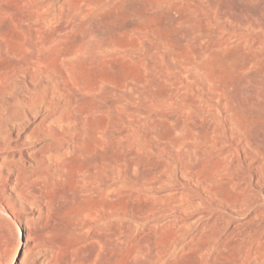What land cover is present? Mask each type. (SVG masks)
<instances>
[{"label":"rangeland","instance_id":"rangeland-1","mask_svg":"<svg viewBox=\"0 0 264 264\" xmlns=\"http://www.w3.org/2000/svg\"><path fill=\"white\" fill-rule=\"evenodd\" d=\"M220 1L68 0L66 18L79 25L63 43L65 56L75 52L80 42L112 43L108 50L94 53L99 54L97 59L71 55L80 63L76 89L83 102L69 109L72 120L65 125L63 138L49 139L51 145L65 142L69 149L88 152H70L56 174L52 165L53 174L43 179V194L30 206L0 202V262L19 263L25 255L28 259L38 256L45 244L68 252L77 222L86 225L91 212L122 209V200L127 199L129 264L253 263L254 252L264 244V148L255 152V160L250 156L242 161L247 175L231 183L217 176L213 162L206 165L201 178L186 177L175 169V159L183 155L173 142L182 136L177 124L219 117L182 110L185 96L198 100L200 79L190 68H180V59L204 62L213 79L231 93L241 80L247 81L240 86L242 92L243 86L255 87L246 77L264 73L262 0ZM29 2L0 0V26L6 30L0 42V78L14 77L29 58V30L36 26ZM48 52L43 55L45 62L56 64L59 54ZM17 95L9 91L5 100L13 102ZM245 95L251 97L253 91L245 89ZM223 98L210 103L222 111ZM243 118L256 127L263 145L264 116L243 113ZM87 122L92 124L90 137L82 131ZM108 184L112 185L109 194ZM216 189L219 192L213 193ZM219 193L227 196L223 199ZM113 198L118 200L115 205L110 204ZM119 262L121 256L105 259V264Z\"/></svg>","mask_w":264,"mask_h":264},{"label":"bare ground","instance_id":"bare-ground-1","mask_svg":"<svg viewBox=\"0 0 264 264\" xmlns=\"http://www.w3.org/2000/svg\"><path fill=\"white\" fill-rule=\"evenodd\" d=\"M29 1L33 6L32 11H34L36 18V26L34 30H29L30 36L28 35L31 37L26 49L29 53V58L24 64L22 63L14 77L11 79L0 78V202L8 205H29L37 196L43 194V179H46L53 172L56 174L59 164L70 152L78 151L81 154L88 152V149L85 148L69 149V145L65 142L54 146L49 143V139L63 138L67 132L65 125L72 120L69 109H77L83 102L82 96L76 89L79 87L77 70L80 63L76 61L75 57L89 55L91 59H97L96 57L99 54L96 55L94 53L98 50H108L112 44L110 42L97 44L98 42L94 40L93 42H80L75 52L65 56L62 53L63 43L70 34L77 32L79 25L78 21L66 18L67 9L69 8L68 0ZM212 2L221 1L212 0ZM262 3L264 4V0H262ZM105 8L107 7L105 6ZM0 27V42H2L4 37L2 32L6 30L1 31L3 26ZM5 37L8 38L7 35ZM48 51L59 54L60 57L56 64L49 65L45 62L43 55L45 54L44 52ZM1 53L2 47L0 46V55ZM71 55L75 57L73 58ZM207 59L209 60V57ZM210 60L213 59L211 58ZM179 63L180 68H190L200 79L197 84L198 100L188 99L182 94L185 96L182 100L181 97L179 98L182 110L194 115L199 113H217L219 117H211L209 121L203 123L192 121L190 124L187 121H180L177 124L182 136L175 137L174 139L176 140L173 142L175 148L179 151L181 150L183 155L175 159V169L186 177L195 176L201 178L206 165L213 162L217 166V176L224 177L229 183L235 181L236 178H245L247 175L246 164L242 161L250 156L255 160V152L264 148L262 147L264 143L263 145L259 143L256 127L254 128L252 124L244 120L243 113L264 116V73H255L250 78L246 77V79L254 81L255 87L249 86L251 90L243 86L244 91L242 92L240 86L247 85V81L241 80L238 83V89L231 93L228 87L220 86L213 79L210 75L211 69L204 62L194 63L188 60L181 61L180 59ZM189 77L191 78V76ZM242 79H245V77ZM245 89L246 92L252 93L253 91V95L246 97ZM9 91L18 92L13 102L5 100V96ZM221 95H224V102L220 105L222 111L218 106L210 103V101L218 102ZM90 125L92 124L87 122L82 126L83 133L87 136L89 135L88 137H90V130L92 129ZM74 131L77 132L79 129L76 128ZM72 136H76V133L73 132ZM42 140L44 143L41 142ZM44 145L47 147L46 149H44ZM52 165L55 168L53 172L51 171ZM262 167L261 178L264 180V163ZM164 175L166 176V174ZM204 177L206 176L204 175ZM218 177H215V179L217 180ZM106 187L109 194L112 185L108 184ZM212 188L215 189L216 187ZM214 192L218 193L219 191L216 189ZM248 192L250 194L253 193L251 190ZM219 194L222 195L223 199L227 196ZM219 194L217 195L218 197H220ZM117 201L114 198L110 199V204L115 205ZM122 202V209L114 207L103 209L101 212H91L90 221L86 225L77 222L72 229L74 241L73 244L71 243L72 245L68 252L45 244L43 246L44 251L38 256L28 259L25 255L20 258L19 263L3 261L0 264H105L106 258L112 259L117 256L122 257L120 264H129L127 244L130 229L127 199H123ZM169 203L171 206V201ZM182 204L184 206L188 205L186 203ZM145 208L147 209V207ZM96 225H98V230ZM137 246L139 247V245ZM141 250V248H138L137 252H141ZM253 260L252 264H264V244L254 252ZM135 264L145 263L136 262Z\"/></svg>","mask_w":264,"mask_h":264}]
</instances>
